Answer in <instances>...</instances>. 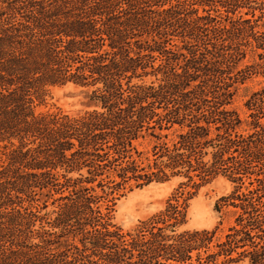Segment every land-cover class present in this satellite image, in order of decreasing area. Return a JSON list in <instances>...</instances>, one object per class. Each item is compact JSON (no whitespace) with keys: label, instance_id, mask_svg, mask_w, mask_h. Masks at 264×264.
Segmentation results:
<instances>
[{"label":"trees","instance_id":"obj_1","mask_svg":"<svg viewBox=\"0 0 264 264\" xmlns=\"http://www.w3.org/2000/svg\"><path fill=\"white\" fill-rule=\"evenodd\" d=\"M260 21L264 0H0V264H264V87L251 131L226 108L264 74ZM248 52L261 62L233 74ZM70 83L81 110H38ZM219 175L234 184L215 205L235 209L223 238L178 231L176 196L130 232L111 223L127 185Z\"/></svg>","mask_w":264,"mask_h":264},{"label":"rangeland","instance_id":"obj_2","mask_svg":"<svg viewBox=\"0 0 264 264\" xmlns=\"http://www.w3.org/2000/svg\"><path fill=\"white\" fill-rule=\"evenodd\" d=\"M246 9L240 10V13H244ZM257 29L264 31V21L258 23ZM172 44L177 45L178 49L183 47L184 43L180 39L174 38ZM175 47H173L174 49ZM187 54L186 50H181ZM259 63L256 55L248 52L246 58L240 62L235 69L236 71L243 69L246 65L252 63ZM261 71V70H260ZM264 87V74L252 75L244 81V83H237L235 85V94L230 105L226 108L228 110H234L239 118L243 121V124L239 128V132L251 131L252 119L249 117L250 111L246 108L245 103L250 96L261 90ZM83 100L82 89L75 87L73 84H67L62 87H55L51 89L50 96L47 98L46 105L38 108L39 111H56L61 109L65 112H75L82 109L81 101ZM260 122L264 124V118L260 119ZM177 130L178 127L175 126ZM166 133V132H164ZM169 134L172 131L167 132ZM172 137V135H170ZM154 139L146 136L144 139H139L134 143L139 151L150 152ZM2 153V149H0ZM254 177V176H253ZM196 183H200L198 178H194ZM133 184V182H132ZM248 184L246 183V186ZM234 184L231 183L224 176H217L208 183H201L197 189L185 188L178 189V181L173 180L163 185L152 184L142 188H135L134 185L120 190L116 199L113 201L111 212V223L123 230V232L132 231L140 221L147 220L163 211L169 200L175 203V196L179 202L182 203L186 198L184 206L185 220L184 223L179 226L178 231H194V230H208L215 231V240L223 238L227 233L229 227L234 224L235 209L231 206H223L218 212L215 205L219 203V200L224 196H229L233 190ZM190 191L191 195H186V192ZM181 193H183L181 195ZM39 204L45 200L43 196H37ZM27 205V203H25ZM47 210L43 212L49 211ZM104 211V208H102Z\"/></svg>","mask_w":264,"mask_h":264}]
</instances>
